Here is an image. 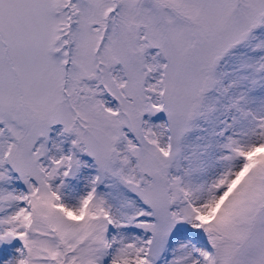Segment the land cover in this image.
Wrapping results in <instances>:
<instances>
[{"label": "rangeland", "instance_id": "374dc122", "mask_svg": "<svg viewBox=\"0 0 264 264\" xmlns=\"http://www.w3.org/2000/svg\"><path fill=\"white\" fill-rule=\"evenodd\" d=\"M60 249L264 264V0H0V264Z\"/></svg>", "mask_w": 264, "mask_h": 264}, {"label": "trees", "instance_id": "16d2710c", "mask_svg": "<svg viewBox=\"0 0 264 264\" xmlns=\"http://www.w3.org/2000/svg\"><path fill=\"white\" fill-rule=\"evenodd\" d=\"M256 74L257 73L254 69L250 70V76H256ZM254 80H258V78H253L252 81H254ZM216 104H217V101H215V100H210L209 102L208 101L205 102V105H207V106H209V105L215 106ZM74 116H75L76 121L81 122V115L74 113ZM64 142L66 143V140ZM65 143H63V145ZM75 242H73V243H75ZM67 254H68V257H67ZM55 257H57L56 260H57L58 264H71V263H74V262L79 260L78 256H75V257L72 256V250H71V252L68 251V253H66V249H60L59 253H57L55 255ZM51 264H56V261L52 260Z\"/></svg>", "mask_w": 264, "mask_h": 264}]
</instances>
